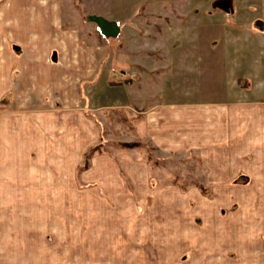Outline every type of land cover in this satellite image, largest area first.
Segmentation results:
<instances>
[{
	"label": "crops",
	"instance_id": "crops-1",
	"mask_svg": "<svg viewBox=\"0 0 264 264\" xmlns=\"http://www.w3.org/2000/svg\"><path fill=\"white\" fill-rule=\"evenodd\" d=\"M42 1L0 0V104L19 106L0 112V264H264V90L247 98L241 65H227L241 58L210 57L217 70L209 76L227 79L226 99L158 100L155 91L174 92L172 62L188 60L158 42L165 55L157 47L151 55L165 63L151 72V97L133 106L141 140L172 157L196 154L203 183H161L148 161L129 154H98L80 173L104 135L90 108L78 106L94 72L76 69L94 67V54L56 26L59 6ZM214 23L223 36L228 22Z\"/></svg>",
	"mask_w": 264,
	"mask_h": 264
},
{
	"label": "rangeland",
	"instance_id": "rangeland-1",
	"mask_svg": "<svg viewBox=\"0 0 264 264\" xmlns=\"http://www.w3.org/2000/svg\"><path fill=\"white\" fill-rule=\"evenodd\" d=\"M44 1L48 5L52 3L54 6L56 3L59 6L57 18L53 19L56 26L60 27L59 30L65 35L76 36L78 47L94 54V67L76 69L78 73L94 72L93 77L89 79L90 82H84V89L77 91L79 94H83L84 91L78 106L80 109L90 108L89 111L93 112L90 116L100 123L104 135L102 141L88 149L80 161L79 172L87 169L98 154L112 156L129 154L135 160L148 161L152 177L161 183L173 182L177 177L180 179L182 177L185 185L193 182L203 183L204 174L200 169V158L196 154L187 157L166 155L150 142L141 140L142 137L140 138L137 133L135 122L139 120L136 118L140 109L135 110L133 106L151 97L150 86L152 80L156 79L151 72L153 69L154 71L162 69V63H165L157 62V53L155 58H152V48L161 49L158 51L161 55L165 48L158 47V42L168 43L169 47L174 43L176 49L172 53L175 57L179 58L185 54L188 59L172 62L173 71L177 72L174 75V92L155 91L158 100L177 101L175 98L178 96L182 102L188 103L226 99L228 95L224 93V83H227V79L223 78V81L226 79L223 83L219 77L213 79L209 76L211 72L217 70L211 58L219 53L224 54L225 58L234 55L241 58L229 59L227 65L230 69L232 65L234 68L236 63L241 65L236 74L247 77L239 78L244 79L240 82V87L244 88L248 82L250 87L246 96L251 101L257 100L258 92L264 90V87L259 86L260 81L264 80V0H229L234 7V14L215 8L214 4L220 0ZM90 16H100L118 22L122 28L121 36L106 39L94 23L88 22ZM222 20L228 23L224 26L223 36H219L220 32L215 34L213 27L214 22ZM216 37L227 39V44H220L219 39L207 42L209 38ZM103 52L106 53L104 58ZM200 56L208 60L199 61ZM183 64L188 68L187 76H183L181 71ZM202 66L206 68V76L202 75ZM231 81V78H228V82ZM88 85H92L90 94L87 90ZM72 86L75 91L78 84L76 86L74 83ZM159 89L162 90V87ZM176 91H179L178 95ZM67 96L68 92L65 91L57 94L59 100L63 99V104L67 101L65 99ZM102 105L104 109L101 108ZM150 105L152 102H148L146 107ZM128 106L130 109H127ZM16 108H19L18 100L12 107L0 104V112L17 110ZM124 145L135 146L125 148ZM95 147L97 149H94ZM237 181L240 185L246 182L244 178ZM231 190L241 189L235 187ZM213 193V189L205 190L207 196L213 197ZM239 207L233 205V213L240 210ZM229 211L224 209V212ZM196 223L200 228L205 227L201 219L197 218ZM197 255L195 251H191L190 260H194Z\"/></svg>",
	"mask_w": 264,
	"mask_h": 264
},
{
	"label": "water",
	"instance_id": "water-1",
	"mask_svg": "<svg viewBox=\"0 0 264 264\" xmlns=\"http://www.w3.org/2000/svg\"><path fill=\"white\" fill-rule=\"evenodd\" d=\"M214 6L227 13L234 12L232 2L229 4L227 0H220L216 2ZM88 22L94 23L106 39L119 38L121 36L122 28L116 21H110L100 16H90Z\"/></svg>",
	"mask_w": 264,
	"mask_h": 264
},
{
	"label": "trees",
	"instance_id": "trees-1",
	"mask_svg": "<svg viewBox=\"0 0 264 264\" xmlns=\"http://www.w3.org/2000/svg\"><path fill=\"white\" fill-rule=\"evenodd\" d=\"M135 145H137V144H135ZM135 145H124V147L125 148H131V147H133V146H135ZM98 147V146H97ZM97 147H95L94 149H97Z\"/></svg>",
	"mask_w": 264,
	"mask_h": 264
},
{
	"label": "flooded vegetation",
	"instance_id": "flooded-vegetation-1",
	"mask_svg": "<svg viewBox=\"0 0 264 264\" xmlns=\"http://www.w3.org/2000/svg\"><path fill=\"white\" fill-rule=\"evenodd\" d=\"M230 2H231V1L227 0V3H229V4H230Z\"/></svg>",
	"mask_w": 264,
	"mask_h": 264
}]
</instances>
